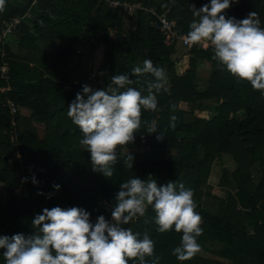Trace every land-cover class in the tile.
Returning <instances> with one entry per match:
<instances>
[{"label": "trees", "instance_id": "trees-1", "mask_svg": "<svg viewBox=\"0 0 264 264\" xmlns=\"http://www.w3.org/2000/svg\"><path fill=\"white\" fill-rule=\"evenodd\" d=\"M115 1L154 8L183 35L195 19L192 6L209 2ZM0 7V185L6 194L0 203V235L35 234L32 220L45 207L77 206L89 211L93 222L99 215L111 219L120 183L137 176L156 179L158 186L172 181L190 188L202 218L199 251L220 259L196 253L178 261L173 249L182 234L158 232L149 206L145 216L124 225L154 241L153 257L146 258L149 264L152 259L156 264H264V96L258 90L238 81L213 59L212 47L167 45L163 33L153 26L158 18L144 11L128 16L110 8L106 0H3ZM250 12H257L264 26V0H235L224 14L243 19ZM124 17H136V30L128 36ZM13 35L23 51L20 55L12 50ZM95 45L103 48L102 81H81L71 61L80 57L78 48L89 50ZM178 48L188 51L183 74L177 66L185 57L173 58ZM145 59L164 69L168 91L157 94L156 111L142 110L140 132L134 142L118 146L114 174L107 178L92 170L90 155L79 144L83 134L67 116V107L82 93L83 85L101 89L116 74H129L130 86L146 94L144 77L130 71ZM206 63L211 66L203 87L199 72ZM5 66L9 72L4 78ZM7 99L18 107V143L12 140ZM181 103L191 110L181 109ZM196 111L206 112L208 118L197 116ZM171 115L176 116L174 127ZM144 121H155L164 138L157 140L155 134L143 132ZM37 125L44 127L43 133ZM126 154L133 156L132 168L124 163ZM223 156L231 157L234 169L223 171L219 187L225 195L221 197L213 194L209 181L214 164ZM33 175L37 184L31 182ZM55 184L61 186L58 191ZM212 243L220 250H213ZM0 264H4L2 254Z\"/></svg>", "mask_w": 264, "mask_h": 264}, {"label": "clouds", "instance_id": "clouds-1", "mask_svg": "<svg viewBox=\"0 0 264 264\" xmlns=\"http://www.w3.org/2000/svg\"><path fill=\"white\" fill-rule=\"evenodd\" d=\"M234 2L209 0L200 8L193 5L195 19L189 25L185 42L210 43L213 59L238 81L250 83L264 96V26L257 12H250L243 19L227 17L224 12ZM130 71L136 77H144L146 94H142L143 89L130 86L133 80L129 74H116L104 88L83 85L82 93L78 92L67 107V116L83 134L79 144L89 153L92 170L107 178L114 174L118 146L121 149L134 142L140 132L142 110L156 111L157 94L168 91L164 69L154 66L150 59ZM175 120L176 116L171 115L173 127ZM144 125L143 132L155 134L157 140L164 138L155 121H144ZM124 163L132 168L133 156L126 154ZM31 182L38 183L35 175ZM53 187L58 191L61 186ZM149 206L155 213L158 232L174 230L182 234L179 246L173 249L178 261L189 260L199 252L202 218L195 210L193 191L172 181L158 186L156 179L133 176L120 183L111 219L99 215L93 222L91 213L77 206L45 207L32 220L35 234L0 235V254L4 264H149L146 258L153 257L154 241L147 234L141 238L140 233L124 227L145 216ZM151 264H156V260L152 259Z\"/></svg>", "mask_w": 264, "mask_h": 264}, {"label": "rangeland", "instance_id": "rangeland-1", "mask_svg": "<svg viewBox=\"0 0 264 264\" xmlns=\"http://www.w3.org/2000/svg\"><path fill=\"white\" fill-rule=\"evenodd\" d=\"M136 17L132 18L131 20H128L127 17H124L125 21H127V23L125 24V30H124V34L126 36H128L131 32L136 30V22L134 21ZM134 22V23H133ZM9 38V37H8ZM11 40V47L12 50L17 53L18 55H20L23 51L21 49L18 48L17 44V40H16V36H11L10 37ZM9 40V41H10ZM95 46H93V48L91 47L89 50H86L84 48H78L79 52H81L80 57L75 56L73 58V60L71 61V66L74 68V70H84L87 71L89 74V76H91L92 80H97V81H102L101 80V74H100V67L102 65L101 62H99V68L97 67V69L94 68L95 66V62H94V58L92 61H90V57L92 56L91 54L94 53L95 50ZM188 51L186 49H182V48H178L177 51L173 54V58L177 59L180 57H185V59L183 61H180L178 66H177V71L179 74H183L185 72V70L187 69L188 66V56L186 54ZM83 54V55H82ZM97 62V61H96ZM210 63H206L204 68L200 70V79H202V86H205L206 80L209 76L210 73ZM86 75V74H84ZM77 77H79V75H77ZM81 81H88L89 78L86 77L84 78L81 75ZM87 79V80H86ZM79 81V80H78ZM181 109L186 110V111H190L191 110V106H189V104L187 103H181L180 104ZM195 114L197 116L200 117H205L208 118V114L206 112H200V111H196ZM42 126V125H41ZM39 130L41 133L44 132V127H39ZM125 151H130L128 149H125ZM224 169H228V170H233L234 169V163L232 162L231 157L228 156H223L221 159L217 160L216 163L214 164L213 167V172L210 178V185L212 186V192L214 195L217 196H224L225 194L223 193V191L221 190V188L219 187V182L222 178L223 175V171ZM6 200V194H5V190L4 187L0 185V203L4 202ZM211 245L212 249L215 251H219L220 250V246L218 244L212 243L209 244ZM200 256L206 257L208 259H213V260H220L217 256L210 254V253H205V252H201L199 251L197 253ZM223 261V260H222Z\"/></svg>", "mask_w": 264, "mask_h": 264}, {"label": "built area", "instance_id": "built-area-1", "mask_svg": "<svg viewBox=\"0 0 264 264\" xmlns=\"http://www.w3.org/2000/svg\"><path fill=\"white\" fill-rule=\"evenodd\" d=\"M108 6L112 9H117L121 13L128 15V16H135L137 15L138 11H144L147 14H151L153 16H156L159 20L158 23L153 24V26L156 27L157 30L161 31L163 35L165 36V43L167 45H172L173 43H182V45L188 49L197 48V49H203L207 50L208 48L212 47L210 43L201 42L194 45H189L185 42L186 35L180 34L176 30L173 29V23L169 21V19L166 16H158L157 12L154 10V8H146L142 4H130V3H121L119 1L115 0H106ZM18 23V21H16ZM3 73V77H8L9 68L7 66L3 67L1 69ZM6 103L10 109V115H11V130H12V140L16 143L19 142V132L17 130V124L15 121V117H17L19 111L18 107L10 99L6 100Z\"/></svg>", "mask_w": 264, "mask_h": 264}, {"label": "crops", "instance_id": "crops-1", "mask_svg": "<svg viewBox=\"0 0 264 264\" xmlns=\"http://www.w3.org/2000/svg\"><path fill=\"white\" fill-rule=\"evenodd\" d=\"M93 48V47H92ZM92 56L90 57V61H92L93 60V58H94V62H95V66H94V68L95 69H97V67L99 68V65L100 64H98L99 62H101L102 63V60H103V48L102 47H95V50H94V53L93 54H91ZM100 56V57H99ZM97 61V62H96ZM99 71H100V69H99ZM79 73H80V75H82L84 78H86V77H88L89 78V80H92L91 79V76H89V74H87L88 72L87 71H84V70H79ZM84 74H86V75H84ZM100 74H101V72H100ZM87 80V79H86ZM97 81V80H96ZM97 82H100V81H97ZM27 114H28V112H27ZM38 126V128L39 127H42L41 125H37Z\"/></svg>", "mask_w": 264, "mask_h": 264}]
</instances>
